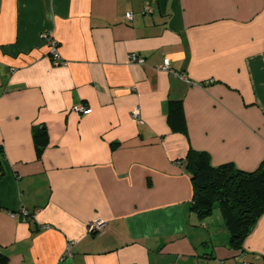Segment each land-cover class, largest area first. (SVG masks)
Wrapping results in <instances>:
<instances>
[{"label": "crops", "instance_id": "crops-1", "mask_svg": "<svg viewBox=\"0 0 264 264\" xmlns=\"http://www.w3.org/2000/svg\"><path fill=\"white\" fill-rule=\"evenodd\" d=\"M190 151L264 161V0H0L8 264H264V215L235 250L218 207L192 212Z\"/></svg>", "mask_w": 264, "mask_h": 264}, {"label": "trees", "instance_id": "trees-1", "mask_svg": "<svg viewBox=\"0 0 264 264\" xmlns=\"http://www.w3.org/2000/svg\"><path fill=\"white\" fill-rule=\"evenodd\" d=\"M34 140L40 155L47 144L45 129L38 128ZM186 166L193 186L192 212L205 220L218 207L230 234L231 247L243 250L245 240L264 215V161L257 171L248 173L233 164L214 167L208 153L190 151ZM2 174L0 163V178ZM8 261V256L0 251V264Z\"/></svg>", "mask_w": 264, "mask_h": 264}, {"label": "built area", "instance_id": "built-area-1", "mask_svg": "<svg viewBox=\"0 0 264 264\" xmlns=\"http://www.w3.org/2000/svg\"><path fill=\"white\" fill-rule=\"evenodd\" d=\"M150 11V10H149ZM126 18L129 21L133 20V14L132 13H128L126 15ZM43 38L45 39V41L47 42L49 48H50V58L51 60L56 64V65H68V62L64 61L60 50H59V44L57 43V41L55 40V38L53 37L52 34H45L43 36ZM129 62L131 64H138V65H144L146 63L145 59L142 58L141 56H139L138 54H132L129 57ZM160 70H169V66L168 63L162 65L160 68ZM181 79H186V76L181 75L180 76ZM73 112L79 114V115H88L90 113V108L86 105H80V106H76L73 108L72 110ZM132 118L137 121V122H141V113L139 108H135L132 112ZM18 215H22L24 220H30L31 219V214L29 211H27L26 209H23L20 214ZM105 224L101 221L99 222H95L90 224L89 226V230L91 232H97V231H101L104 228ZM69 249L70 246L67 247V254L69 255Z\"/></svg>", "mask_w": 264, "mask_h": 264}]
</instances>
